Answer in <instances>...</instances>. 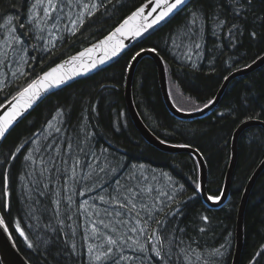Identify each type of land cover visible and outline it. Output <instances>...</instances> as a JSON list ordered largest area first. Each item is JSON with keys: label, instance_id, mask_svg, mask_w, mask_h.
Here are the masks:
<instances>
[{"label": "trees", "instance_id": "16d2710c", "mask_svg": "<svg viewBox=\"0 0 264 264\" xmlns=\"http://www.w3.org/2000/svg\"><path fill=\"white\" fill-rule=\"evenodd\" d=\"M30 1L0 0V24L7 17H14L17 30L22 32L26 27L18 25L25 24ZM147 1L108 0L94 15L85 18L75 35H64L51 53L42 54L31 46L26 73L0 92V106L49 68L105 37ZM253 8L246 19L244 16L236 18L230 0H191L108 66L47 96L9 132L0 147V216L5 219L17 249L30 264H56L55 253L47 254L44 240L52 235L45 230L49 222L53 227L57 226L55 198L50 189L61 181L53 180L50 171L45 181H37L38 190L32 187L33 192H24L21 178L29 167L24 157L31 141L43 131L58 109L64 113L59 135H67L63 142L65 150L69 137L79 136V144L86 133L90 140L85 143L109 150L115 157L116 166L123 162L124 166L139 164L168 173L181 188L177 194L181 209L177 217L180 226L185 227L190 235L199 237L208 248H218L228 239L230 249L221 264H230L239 200L247 181L264 158V130L251 127L242 132L228 201L218 208L209 207L196 191L198 167L194 158L187 153H165L149 145L128 115L123 92L128 66L134 55L141 50L155 49L165 62L168 88L175 106L183 111L204 107L214 99L231 73L264 55V21L258 19L264 17V3L254 0ZM194 12L202 18L199 27L203 29L200 28L199 33L204 39L203 60L195 67L177 61L169 49L172 35ZM216 15L226 19L225 28L213 23ZM230 24L241 25L242 31L232 40L227 35V25ZM252 32L256 33L255 38L251 36ZM132 101L141 121L157 139L169 145L189 146L203 157L208 171L207 195L220 197L235 129L246 120L264 123V64L232 79L208 115L180 120L166 109L156 66L150 57H144L134 71ZM182 103L193 107L180 108L178 105ZM5 172L8 174L7 195L3 181ZM46 184L48 190L44 188ZM25 194L30 197L29 202ZM5 202L10 205V210L3 208ZM60 214L64 221L62 233L70 234L74 229L72 221L68 218L65 221L63 213ZM201 216H207L210 221L204 234L198 232V227L203 226ZM17 223L28 242L35 245V250L29 249L24 237L16 231ZM77 233L80 234L79 228ZM243 235L240 264H264V170L257 177L247 202ZM75 242L78 250L83 251L81 241L75 238ZM60 259L61 264H73L75 258H69L65 253ZM81 260L86 261L85 257Z\"/></svg>", "mask_w": 264, "mask_h": 264}, {"label": "snow or ice", "instance_id": "6c2138e0", "mask_svg": "<svg viewBox=\"0 0 264 264\" xmlns=\"http://www.w3.org/2000/svg\"><path fill=\"white\" fill-rule=\"evenodd\" d=\"M260 2L264 3V0ZM149 3L154 5L151 11L158 12V15L148 20L145 13L149 5L144 4L132 12L131 16L124 20L123 24L107 40L111 41L112 37L117 34L121 36L141 35L181 10L185 0H149ZM230 3L236 18L244 16L246 19L249 12L254 10V0H230ZM102 6L94 0H33L28 10L27 25L20 23L18 26L26 27L32 39L41 42L33 44V50L43 45H50L43 50L51 53L56 47V41L64 39L61 34L62 27L71 35H75L77 30L83 26L85 18H90ZM73 8L80 9V11L74 13ZM201 19V16L194 12L185 25L183 33H178L172 41L173 46L180 50L188 61H191L193 54H198L201 47L198 41ZM258 19L264 21V17H258ZM213 23L219 28H225L226 19L216 15ZM0 28L4 29L3 33H0V63L7 66L10 55L12 64L24 63L26 41L17 33L14 17H7L5 23L0 24ZM241 34V25H227V35L230 40ZM251 36L255 38L256 33L252 32ZM106 42H102L101 46ZM149 51L156 50L149 49ZM118 52L119 46L113 47L111 56L117 55ZM139 55V52L136 53V56ZM92 66L95 67L94 64ZM56 72L57 69H53L52 72L45 73L39 80L23 88L18 96L13 97L16 107L7 117L0 120V139L5 138L12 121L41 98L42 92L47 93L50 89L58 88L66 83L64 75H55ZM19 74L24 75L23 72ZM63 115V110L58 109L53 119L63 123L60 120ZM48 128H53L51 122H48ZM60 131V127L55 128L56 133ZM77 139L80 137L78 136ZM83 140H90V136L85 133ZM71 147V144L67 145L68 149ZM54 150L58 152V148ZM79 150L87 156L91 147L89 146L87 151L84 148ZM92 155L96 163L88 161V171L84 175H77L78 169L83 167L79 155L73 158L70 168L56 170L64 180L63 190L65 192L76 189L79 195H84L85 193L80 189L87 187L96 193L91 204L85 200L79 205V208L86 214L91 212V215L87 216L89 223L82 236L84 241L82 247L85 251H79L77 248L76 229H72L70 234L62 233L64 221L60 218V203L58 200L54 201L57 206L54 214L57 226L53 227L49 222L45 230L51 232L52 235L44 240V244L48 255L55 253L56 264H61L60 258L65 253L67 257L75 258L73 264H220L223 256L222 249L225 245L219 248H208L201 243L199 237L190 235L185 227L180 226L177 219L181 214L180 201L174 190L163 186L157 188L155 184L158 181L154 183V178H149L143 173L138 174L135 170L122 178L117 166L107 157L102 162L99 157H95L94 152ZM24 159L31 160V154L25 156ZM48 162L54 164L55 157L50 156L46 163ZM45 170L48 169L45 168ZM109 177L113 179L109 180ZM3 181L5 195H7V172L3 175ZM81 181H86L87 184L82 185ZM206 199L217 203L220 198L208 195ZM71 200L72 197L69 195L66 213H69L71 208ZM3 208L10 210V205L5 202ZM67 218L71 219V215L68 214ZM200 219L203 221V226L198 227V232L204 234L207 232L206 226L210 221L207 216H201ZM0 228L8 231L3 216H0ZM16 231L24 237L27 247L35 250V245L28 242V237L21 230L19 223L16 224ZM85 256L86 261H82L81 257Z\"/></svg>", "mask_w": 264, "mask_h": 264}, {"label": "water", "instance_id": "95a60500", "mask_svg": "<svg viewBox=\"0 0 264 264\" xmlns=\"http://www.w3.org/2000/svg\"><path fill=\"white\" fill-rule=\"evenodd\" d=\"M190 1L191 0H185V4L182 7L187 5ZM145 4L149 5L145 13L146 18L148 20H151L155 15H158V12L154 13L151 11V8L154 5L150 4L149 1L146 2ZM127 18H125L124 20H126ZM124 20L108 35L96 41L95 43L91 44L87 48L57 63L56 65H54L53 67L49 68L47 71L42 73L36 80H34V81H37L41 77H43L45 73L52 72L53 69H57V72L55 73V75H64L66 83H64L58 88L50 89L47 93L42 92L41 98L37 100L31 108L27 109L26 111L21 112V114L17 116L15 120L12 121V123L9 125L8 132L5 134V138L9 134V132L21 121V119H23L30 111H32L47 96H49L50 94L56 92L57 90L69 85L70 83L78 79L87 77L93 74L94 72L106 67L114 59L118 58L124 51H126L129 47H131L138 39L144 36L150 29H152V28L148 29L147 31L141 33V35L139 36H132V35L121 36L120 34H117L112 37L111 41H108L107 38L111 36L112 33H114L116 29L123 24ZM105 41L107 42L104 43L103 46H101L102 42H105ZM116 46H119V52L117 53V55L111 56V49ZM139 53L140 55L139 56L135 55V59H133L130 63V66H129V69L126 75V79H125L124 92H123L124 100H125L126 107H127V112H128V115L132 123L134 124L138 132L142 135L144 140L149 145L157 148L158 150L165 152V153H171V154L187 153L191 155L196 161V164L198 166V187H197L198 196L209 207L218 208L224 205L229 198L230 186H231L233 173H234V169H235V165L237 161L238 139L240 135L242 134V132L248 128L260 127L264 130V123L258 120H253V119L246 120V121H243L235 129L232 139H231V143H230V157H229L227 171H226V175H225V179L223 183L222 193H221L219 202L213 203L206 199V197L208 196L206 192L208 171H207L205 161L203 160V157L195 149L189 146L169 145V144H166L160 141L146 128V126L141 121L139 115L137 114L135 110V107L132 101V84H133L134 71L139 61L142 58L150 57L153 60L156 66V69H157L158 85H159L162 100L165 104L166 109L169 111V113L173 117L177 119L190 120L194 118H202L206 116L208 113H210L217 105L218 101L220 100L222 94L224 93L230 81L234 78H237L238 76H241L246 73H250L254 71L255 69L259 68L260 66H262L264 64V55L256 59L254 62H252L247 67L243 69H238L234 71L233 73H231L223 81L216 96L208 105H206L205 107L197 111L182 112V111H179L173 105L170 99L168 88H167V82H166V69H165V64H164L162 57L154 51H149V49L142 50ZM101 61H104V62L101 63ZM93 64L95 65V67L92 66ZM18 95L19 93H17L15 96H18ZM15 107H16V102L13 101V97H12L9 101H7L3 106L0 107V120H3L5 117H7L12 112L13 108ZM4 139H0V147ZM263 170H264V158L261 161V163L258 165V167L255 169V171L252 173V175L250 176L249 180L247 181L241 193V197H240L238 208H237V216H236V224H235V232H234V245H233V252H232L230 264H240L241 253H242V248H243V237H244L243 228H244L245 209L247 206L250 193L254 186V183L257 177L260 175V173ZM0 264H30L17 249L9 231L6 232L2 228H0Z\"/></svg>", "mask_w": 264, "mask_h": 264}, {"label": "rangeland", "instance_id": "374dc122", "mask_svg": "<svg viewBox=\"0 0 264 264\" xmlns=\"http://www.w3.org/2000/svg\"><path fill=\"white\" fill-rule=\"evenodd\" d=\"M108 0H94L95 3L97 4H101L103 5L105 2H107ZM33 2V0L30 1V5ZM29 10V9H28ZM80 11V9L77 8H73V12H78ZM192 14H189L186 22L184 23L183 26H181L178 31H176L173 35H172V39H171V43H169V49L172 53L173 56H175L177 59L184 61V62H188V63H193L195 64V66H197V64L200 62L201 60V53L203 52V47L202 44L204 43V39L202 34L199 33V37H198V41L201 45L200 49L198 50V54H193L191 57V61H188L183 54L181 53L180 50L176 49L173 46V39L177 36L178 33L182 34L184 31V27L187 24L189 18L191 17ZM27 17H28V12L25 18V24L27 25ZM6 20L3 21L2 24H4ZM203 29V27H199ZM201 29V30H202ZM17 30V28H16ZM4 29L0 28V33H3ZM210 31H212V29H210ZM17 33L19 35L22 36V38L26 41V44L24 45V47L26 48V53H25V62L20 64V65H16V64H12L11 63V55L9 56V63L7 66H4L3 63H0V91L2 89H5V87L11 85L15 80H17L18 78H20L22 75H20L19 73L23 72L25 74L26 72V68L27 65L29 63V49L31 46H33V44H39L41 42L38 41H34L32 39V36L30 34L27 33V29L25 28L22 32L19 33V31L17 30ZM202 33V32H201ZM61 34L64 36L65 34H70L68 31L64 30L63 27L61 28ZM46 35V34H45ZM29 40V42L27 41ZM60 39H58L56 41V44L58 43ZM50 47V45H43V47H37L35 48L38 52L44 54L46 53V51L43 50V48H48ZM180 108L183 109H191L193 106L192 104H189L188 106H183L182 105H178ZM57 110L52 114L53 116L50 118L51 120L49 122L52 123L53 128L49 129L48 125L46 126V128L43 130V132H41L39 135H36L35 138L33 139V141L30 143V148L29 151L27 153L26 156H28L29 154H31V160H25L27 161L29 167L27 170V173L25 174V176H22L21 178V183H22V187L24 184V189H22V191L24 192H28V191H34L33 189H39L37 186H39V183L37 181H39L40 179H44L45 181V177L47 175H49L50 171L52 174V179H58L61 182L55 183L53 189V194H54V200L55 201H59L60 203V207H59V211L60 213H63L64 217H65V221H67V214L65 209H66V203L68 200V196L71 195L72 200H71V208L69 214H71V221H72V226L74 229L77 230V228H79L80 234L78 233L77 236L75 237L78 242L81 241V250L85 251V249L82 247V245L84 244V241L82 239V236L84 235V230L87 227L89 221L87 216L91 215V212H88L87 214L85 213V211L81 210L79 208L80 204H83L85 200L88 201L89 204H91L93 202V197L95 196V192L94 191H90L87 187H83L80 190L83 191L85 194L84 195H79L76 191V189H72L70 192H65L63 190V185H64V180L63 178H61V176L58 174V172L56 171L57 169H60L62 166V169H67L70 168V166L72 165L73 162V158L78 156L80 157L81 160V165H83L82 168L78 169L77 171V175H84L87 173L88 169H87V163L88 161H91L93 164L96 163L95 158L93 157L92 153H95V157H99L100 160L103 162L104 158L107 157L108 160L112 161V163L114 164V155L111 154L109 152V150L107 149H100L98 147H96L94 144L91 143H85V141L82 139V142H80L79 144L77 143V138L75 137H69L68 141L66 145L71 144L72 147L71 149H68L63 147V142H64V138L67 136H64V134L62 133V135H59V133L55 132V128L56 127H60L62 128V123H59L58 120H54L53 117L56 115ZM60 120L63 121V117L60 118ZM81 133H83V131H81ZM62 141V144H60V140ZM66 140V139H65ZM89 144V145H88ZM45 145H47V147H45ZM79 145V147H78ZM89 146L91 147V151L88 153L87 156H85L83 153L80 152V148H84L86 151L88 150ZM53 147V148H52ZM55 147H58V152L55 151ZM63 147V148H62ZM79 151V152H75ZM55 157V162L53 163H46L49 160V157ZM33 161H35V163H33ZM65 161H67V163H65ZM133 166H135V169H133ZM45 168H47L48 170H45ZM119 173L121 174L122 178L124 176H127L129 174L130 171L135 170L138 174L139 173H143L144 175L148 176L149 178H154V183L158 181V183L155 184V186L157 188L160 187H165L167 188H171L172 190H174L176 192V194H178V192L180 191V186L179 183H177L168 173L145 166V165H126L124 166V162L122 165H118L117 166ZM41 172H43V175H41ZM51 179V178H50ZM113 179L112 177H109V180ZM27 184V185H26ZM82 185H86L87 182L86 181H81ZM44 188L46 190H48L49 185H44ZM27 197V201H30V197L25 194ZM27 202V205H28ZM56 204H55V208H56ZM85 208H87V205H85ZM73 210H75L76 212H72ZM79 235V236H78ZM230 244L229 240L227 239L226 242L223 244L225 245V247L222 249L223 252V256L220 260V264L222 259L225 256V253L230 249ZM219 248V247H218ZM86 259V256H85Z\"/></svg>", "mask_w": 264, "mask_h": 264}, {"label": "bare ground", "instance_id": "6f19581e", "mask_svg": "<svg viewBox=\"0 0 264 264\" xmlns=\"http://www.w3.org/2000/svg\"><path fill=\"white\" fill-rule=\"evenodd\" d=\"M22 120V119H21Z\"/></svg>", "mask_w": 264, "mask_h": 264}]
</instances>
